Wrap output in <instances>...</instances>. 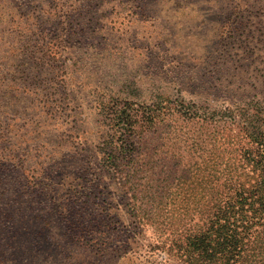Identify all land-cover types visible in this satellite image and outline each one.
Segmentation results:
<instances>
[{"label":"rangeland","instance_id":"rangeland-1","mask_svg":"<svg viewBox=\"0 0 264 264\" xmlns=\"http://www.w3.org/2000/svg\"><path fill=\"white\" fill-rule=\"evenodd\" d=\"M182 97L264 102V0H0V264H160L162 226L136 222L98 156L102 102ZM174 119L150 132L142 205L183 182L176 155L191 162Z\"/></svg>","mask_w":264,"mask_h":264},{"label":"trees","instance_id":"trees-1","mask_svg":"<svg viewBox=\"0 0 264 264\" xmlns=\"http://www.w3.org/2000/svg\"><path fill=\"white\" fill-rule=\"evenodd\" d=\"M102 105L114 126L100 137L98 156L132 192L136 222L162 226L164 239L151 248L160 252V264H264V102L216 109L182 97L144 112L131 103ZM175 116L187 125V135L176 138L192 148L191 162L176 155L183 182L161 201L142 205L135 179L146 164L142 156H151L150 132Z\"/></svg>","mask_w":264,"mask_h":264}]
</instances>
